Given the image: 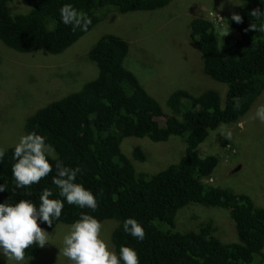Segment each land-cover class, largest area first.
<instances>
[{
	"label": "trees",
	"instance_id": "1",
	"mask_svg": "<svg viewBox=\"0 0 264 264\" xmlns=\"http://www.w3.org/2000/svg\"><path fill=\"white\" fill-rule=\"evenodd\" d=\"M171 1L0 0V41L19 53L58 55L92 29L101 18V8L127 13L163 8ZM66 3L91 19L86 31L61 22L60 8ZM253 10H264V0H243L220 20L206 13L190 22L189 37L201 54L203 74L227 86L224 102L215 90L196 95L177 89L162 106L124 65L128 43L114 34L102 35L87 52L97 76L37 110L26 122V133L45 136L51 146L53 172L38 184L16 189L14 147L7 148L0 163V184L7 190L0 193V203L30 199L38 205L45 188L53 191L51 198L63 199L52 183L59 160L81 169L77 182L97 196L98 207L93 212L65 202L59 220L52 226L40 225L44 230L71 225L85 212L101 223L114 220L110 233L114 251L119 254L121 246L132 247L140 264H263L264 207L246 194L212 185L218 157L202 156L197 149L218 126L239 124L264 90V18L252 16ZM233 13L241 16V23L231 20ZM223 26L233 32V39H223L219 32ZM170 137L185 140L184 156L155 174L136 168V162L148 158L139 147L131 148L130 155L121 150L128 138L165 142ZM189 204L225 209L237 239L223 242L225 232L212 219L191 230L180 228L178 222L185 215L176 221V213ZM128 217L143 226L142 241L124 233L123 221ZM39 253L33 245L25 250V258Z\"/></svg>",
	"mask_w": 264,
	"mask_h": 264
},
{
	"label": "rangeland",
	"instance_id": "2",
	"mask_svg": "<svg viewBox=\"0 0 264 264\" xmlns=\"http://www.w3.org/2000/svg\"><path fill=\"white\" fill-rule=\"evenodd\" d=\"M242 4L243 0H172L163 8L127 13L104 7L99 9L101 18L92 29L58 55L45 51L19 53L0 41V147H14L27 134L26 122L37 110L78 91L97 76L96 64L89 60L87 52L105 34L117 35L128 43L124 65L162 106L177 89L196 95L215 90L224 102L227 86L203 74L201 54L189 37L190 22L205 17L206 13H212L210 17L217 20ZM226 29L223 26L219 30L223 39L230 36L233 39L229 30L223 36ZM260 104H264V90L239 124L218 126L197 149L202 156L218 157L210 180L212 185L246 194L258 207H264V123L253 119ZM228 133L230 139L225 138ZM141 140L125 139L121 147L123 154L130 155L128 152L134 147L147 154V160L135 163L138 170L155 174L184 156L185 140L178 137L165 142ZM176 214V221L185 215L178 222L182 229L191 230L198 222L212 219L225 232L223 242L237 239L233 221L225 209L189 204ZM102 225V237L114 250L110 233L116 222L107 220ZM70 226L59 224L46 230L49 242L36 257L25 258L21 264H71L62 253L63 237ZM0 262L16 264L3 254Z\"/></svg>",
	"mask_w": 264,
	"mask_h": 264
},
{
	"label": "clouds",
	"instance_id": "3",
	"mask_svg": "<svg viewBox=\"0 0 264 264\" xmlns=\"http://www.w3.org/2000/svg\"><path fill=\"white\" fill-rule=\"evenodd\" d=\"M60 19L65 26L86 31L91 24L88 15L72 4H63L60 8ZM254 17L264 18V10H253ZM231 20L241 23L239 14L233 13ZM228 34V28L225 35ZM253 119L264 123V104L256 107ZM225 138L230 139L231 133ZM6 156V149L0 147V163ZM51 146L46 137L37 132H29L19 138L14 146L12 174L16 189H25L38 184L53 172ZM55 176L52 183L63 199L51 198L54 193L45 188L37 205L30 199H21L15 203H0V254L21 264L25 260V250L35 245L43 248L49 242V233L40 225H53L59 220L65 202L80 209L98 207L97 196L77 182L81 172L79 167L65 166L57 160L54 165ZM6 185L0 184V193L6 192ZM103 225L95 216L81 212L79 219L71 224L68 233L63 237L62 253L71 264H140L137 251L128 246H121L117 254L102 237ZM123 231L138 241L145 238L143 226L132 217L123 221Z\"/></svg>",
	"mask_w": 264,
	"mask_h": 264
},
{
	"label": "built area",
	"instance_id": "4",
	"mask_svg": "<svg viewBox=\"0 0 264 264\" xmlns=\"http://www.w3.org/2000/svg\"><path fill=\"white\" fill-rule=\"evenodd\" d=\"M221 18L220 17H217V20H220Z\"/></svg>",
	"mask_w": 264,
	"mask_h": 264
}]
</instances>
